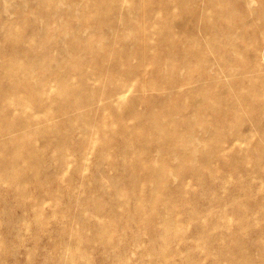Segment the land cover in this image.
Returning a JSON list of instances; mask_svg holds the SVG:
<instances>
[{
  "label": "rangeland",
  "instance_id": "1",
  "mask_svg": "<svg viewBox=\"0 0 264 264\" xmlns=\"http://www.w3.org/2000/svg\"><path fill=\"white\" fill-rule=\"evenodd\" d=\"M81 5V0L45 4L41 0H0V108H15L13 124L25 122L29 115L37 122L45 114L47 121L51 119L38 129L35 126L30 134L20 125L13 126L18 130L14 135L24 133L14 153L22 159L6 165H20L38 175L34 181L16 182L28 192L22 196L10 192L8 183L0 186V264H219V256L238 246L250 253L253 264H264V174L240 178L216 173L212 180L192 179L184 199L173 195L184 223L176 229L170 227L172 214L163 205L153 202L143 210L135 203L151 198L154 183H142L143 191L130 185L134 170L127 157L130 151L127 146L107 142L102 128L126 125L146 135L148 128L139 126L134 108L145 112L147 104H158L164 92L150 89L147 102L142 103L135 84L119 102L118 98L106 102L98 98L89 107L87 97L79 99V106L74 101L88 92L100 96L107 90L116 91L123 79L137 76L129 74L141 62L133 47L142 40L141 14L151 9L150 0H95V9L102 7L94 16L96 21L78 17ZM174 5L184 26L174 39L176 45L187 43L194 35L204 44L200 50L209 52L208 60L192 65L184 55L169 57L160 48L157 58L144 60V67L158 72L156 78H170L174 72L185 82L187 75L192 76L185 88L190 91L199 76L206 80L214 70V49L228 57L230 44L236 43L234 35L245 34L239 25L242 9L248 7L243 8L246 2L242 0H177ZM251 7L254 11L248 10L247 18L253 26L256 17L264 18V11H259L258 3ZM226 10L231 13L229 28L217 21L225 18ZM206 18L211 20L209 25ZM75 56L91 60L92 67L73 71L78 62ZM5 61L20 66L13 73ZM67 73L74 85L81 86L76 98L59 93ZM25 75L31 77L26 80ZM43 75L49 78L54 102L65 104V110L43 106L41 96L37 97V77ZM26 100L27 108L22 110L19 104ZM133 100L137 101L133 109H125ZM112 104L122 109L111 110ZM193 105L194 98L189 96L185 102L172 100L161 109L179 123L178 134L184 139L200 131L189 123ZM181 109L186 113L180 114ZM43 130L51 134L47 136ZM146 152L148 159L158 155L152 146ZM164 159L174 162L168 161L170 157ZM251 160L255 164L257 158ZM143 171L135 183L144 178ZM204 173L212 177L208 171ZM5 178L7 174L0 172V179ZM178 181L170 177L165 185L172 187ZM106 226L115 232L111 248H104V240L97 236Z\"/></svg>",
  "mask_w": 264,
  "mask_h": 264
},
{
  "label": "bare ground",
  "instance_id": "2",
  "mask_svg": "<svg viewBox=\"0 0 264 264\" xmlns=\"http://www.w3.org/2000/svg\"><path fill=\"white\" fill-rule=\"evenodd\" d=\"M48 1L53 0H41V3L45 4ZM81 1H83V5L79 9L78 17L88 16L91 20L96 21L94 16L100 13L102 7L95 9V0ZM176 1L150 0L151 9L144 10L141 14L142 40L133 47L137 48L138 55L136 56L141 59V62L129 72L130 75L136 73L135 78L123 79L116 91L107 90L100 96L88 92L74 101L75 106H79V99L87 97L86 103L89 107L95 106L98 98L102 102L118 98L116 102H119L128 91L135 88V84L138 85L137 91L142 96L139 102L142 103H146L148 100L146 96L148 90L156 89L164 92L158 104L153 101L147 104L145 112L134 108L135 117L140 121L139 126L148 128L146 135L135 133L134 128L126 125L121 128H117V124H113L109 128L103 127L102 124L99 125L103 127L102 131L107 142L121 144L123 148H125L124 146L128 147V149L125 148L130 151L127 157L132 161L134 167L130 185L143 191L146 182L154 183L149 194L151 198L139 199L135 203L143 210H147L144 205L153 202L163 205L165 211L172 214L169 222L171 223L170 227H175V229L184 223L178 216L177 203L173 195L184 199L188 195L186 190L192 179L198 178L204 182L206 179H215L213 174L216 173H222L225 177L236 175L240 178L264 174V18L256 17L253 26H250V21L247 18L248 10L250 13L254 11V8L251 7L252 4L258 3L259 11H264V0H242V2H246V6L243 8L248 7V10L242 9L243 16L239 25L245 34L234 35L236 43L230 44L228 57H225L224 52L222 54L219 49H214L217 55L214 70L206 80H204V75L199 76L196 81L197 86L190 91L185 88L188 85L187 81H190L192 76L187 75L185 82L177 79L174 72L171 73L170 78H156L158 72L148 71L144 67V60L157 58L160 48L169 57H175L178 54L184 55L193 63L192 65L200 66L208 60L209 52L200 50L204 44L194 35L187 43L181 46L176 45L175 37H178L180 30H184V26L179 21V15L174 12ZM89 2H93L92 6ZM230 17V10H226L225 18H217V21L221 27L229 28ZM206 22L209 25L211 20L206 18ZM157 41H160L161 45H158ZM75 58L78 62L73 66V71H82L85 67H92L91 60L86 61L76 56ZM5 62L6 67L13 73H15L14 69L20 66L14 61ZM6 67H4L5 71ZM30 77L31 75H25L26 80ZM150 78L153 79L149 80ZM223 78L226 80H222ZM37 80L39 90L36 91V94L38 98L41 96L43 106H50V108L57 106L65 110V104L54 102L55 94L52 93L49 86V78L43 75L38 76ZM11 84L13 83L11 82ZM61 86L59 93H71L74 97L81 87L73 84L68 73L64 74ZM189 96L194 98L193 113L189 116V123L197 126L200 131L193 138L184 139L178 134L181 127L179 123L169 118L161 109L168 106L172 100L185 102ZM136 103L137 101L133 100L125 109H133V105ZM26 104L27 100L20 103L19 106L25 110ZM110 109L120 111L122 107L112 104ZM14 110V107L8 105L0 108V166L4 167V170H0V172L7 174L10 178L0 179V186L3 183H8L10 192L16 196H22L28 192L16 182L34 181L38 172H31L20 165L11 167L6 165V163L22 159L20 154L14 153H16V147L22 144L24 133L18 132L17 135H14L13 132L18 130L13 126L20 125L26 130L25 133L30 134L35 126H37L35 129H38L41 123L46 124L51 119L47 121V114H45L43 119L37 122L38 119L29 115L25 122L13 124L15 121ZM179 113L186 112L181 109ZM3 115L6 116L5 120ZM2 118L3 120H1ZM2 123L4 124L1 125ZM47 129L44 127V130ZM44 130L43 132L47 136L51 134ZM118 132H121L122 135H119ZM19 133L23 134L18 135ZM151 146L158 152V155L148 159L146 149ZM37 154L35 152L32 156L35 157ZM165 157H170L171 160L168 161L174 162L164 161ZM252 157L257 158L255 164L251 160ZM255 167L258 170H254ZM141 170H145L142 172L144 178L135 183V178L141 174ZM204 171H208L212 177H206ZM170 177L179 180L177 185L172 187L165 185V181L170 180ZM144 213L148 218V213ZM155 214L151 213V215ZM97 236L104 240V248L114 246L115 232L111 231L110 227L106 226L103 230H98ZM224 254L217 258L219 264H253L250 253L243 247L238 246L233 251ZM262 260L264 261V257Z\"/></svg>",
  "mask_w": 264,
  "mask_h": 264
}]
</instances>
